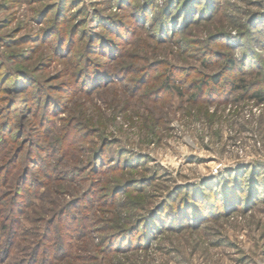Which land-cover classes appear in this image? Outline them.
<instances>
[{
    "label": "rangeland",
    "instance_id": "rangeland-1",
    "mask_svg": "<svg viewBox=\"0 0 264 264\" xmlns=\"http://www.w3.org/2000/svg\"><path fill=\"white\" fill-rule=\"evenodd\" d=\"M264 0H0V264H264Z\"/></svg>",
    "mask_w": 264,
    "mask_h": 264
},
{
    "label": "trees",
    "instance_id": "trees-1",
    "mask_svg": "<svg viewBox=\"0 0 264 264\" xmlns=\"http://www.w3.org/2000/svg\"><path fill=\"white\" fill-rule=\"evenodd\" d=\"M262 95H263V93L257 92L254 97H258L260 100H262V102H264V97H262Z\"/></svg>",
    "mask_w": 264,
    "mask_h": 264
}]
</instances>
